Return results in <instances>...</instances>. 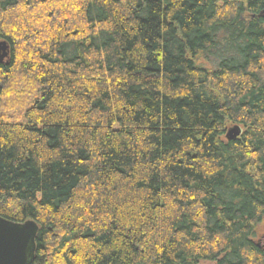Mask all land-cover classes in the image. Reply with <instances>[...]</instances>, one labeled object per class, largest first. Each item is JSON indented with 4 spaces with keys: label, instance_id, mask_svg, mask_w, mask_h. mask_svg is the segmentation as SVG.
Listing matches in <instances>:
<instances>
[{
    "label": "trees",
    "instance_id": "obj_1",
    "mask_svg": "<svg viewBox=\"0 0 264 264\" xmlns=\"http://www.w3.org/2000/svg\"><path fill=\"white\" fill-rule=\"evenodd\" d=\"M1 42L31 264H264V0H0Z\"/></svg>",
    "mask_w": 264,
    "mask_h": 264
},
{
    "label": "water",
    "instance_id": "obj_2",
    "mask_svg": "<svg viewBox=\"0 0 264 264\" xmlns=\"http://www.w3.org/2000/svg\"><path fill=\"white\" fill-rule=\"evenodd\" d=\"M8 56L5 42L0 43V63ZM240 134V128L228 131L227 138L232 139ZM38 226L27 220L15 223L0 218V264H31L35 253V239Z\"/></svg>",
    "mask_w": 264,
    "mask_h": 264
},
{
    "label": "rangeland",
    "instance_id": "obj_3",
    "mask_svg": "<svg viewBox=\"0 0 264 264\" xmlns=\"http://www.w3.org/2000/svg\"><path fill=\"white\" fill-rule=\"evenodd\" d=\"M231 129V127H230ZM255 240L262 246H264V222L260 224L255 231Z\"/></svg>",
    "mask_w": 264,
    "mask_h": 264
}]
</instances>
